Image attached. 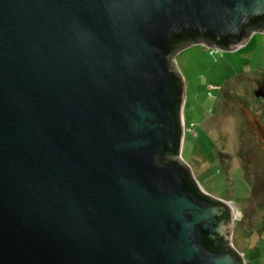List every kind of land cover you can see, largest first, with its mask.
Returning a JSON list of instances; mask_svg holds the SVG:
<instances>
[{
    "label": "water",
    "instance_id": "water-1",
    "mask_svg": "<svg viewBox=\"0 0 264 264\" xmlns=\"http://www.w3.org/2000/svg\"><path fill=\"white\" fill-rule=\"evenodd\" d=\"M260 17L264 0H0V264H244L178 159L172 57L233 50Z\"/></svg>",
    "mask_w": 264,
    "mask_h": 264
},
{
    "label": "rangeland",
    "instance_id": "rangeland-1",
    "mask_svg": "<svg viewBox=\"0 0 264 264\" xmlns=\"http://www.w3.org/2000/svg\"><path fill=\"white\" fill-rule=\"evenodd\" d=\"M172 62L183 89L178 159L202 194L228 207L229 247L244 264H264V158L256 151L245 162L253 149L239 111L264 121V100L253 96L264 81V32L228 51L190 44ZM190 124H200L199 141L188 135Z\"/></svg>",
    "mask_w": 264,
    "mask_h": 264
},
{
    "label": "flooded vegetation",
    "instance_id": "flooded-vegetation-1",
    "mask_svg": "<svg viewBox=\"0 0 264 264\" xmlns=\"http://www.w3.org/2000/svg\"><path fill=\"white\" fill-rule=\"evenodd\" d=\"M195 40L196 41H194L192 43L191 42H181V43L179 42L178 46L179 47H184V46H187L188 44H203V45H205L207 47L217 49L212 44V42L210 40H203V39H200V38H197ZM220 50L227 51V50H223V49H220ZM175 52H174V54H175ZM263 82H261V83H260V81L257 82L258 89L261 88V87H264V83ZM258 89L253 91V96L256 99H262V100H264L263 97L256 96L255 93H256V91H258ZM239 109H240L239 111H240V114L242 115L243 121L246 124L247 131L250 134V137H251V141L250 142H252V145L251 146H252V149L253 150L248 151L247 154H246V156H245V162L248 164V163H251L252 162V158H254V153H256V151L258 153H260V155H261L260 158H264V137H263L264 121L262 119H260L258 116H256L255 114H253L252 111L249 110L248 108H239ZM243 111H248L252 116L256 117L257 122L247 121L244 118V116H243ZM199 125L190 124V126L188 127V135L191 136V137H193V138H195L197 141H199L198 139L203 135V133L199 129ZM263 169H264V167H263ZM222 217H224V216L222 215ZM213 241H214V245H215L216 248H222V249H224L225 246H227V244H228L227 240H224L223 237H220V238H217L216 237Z\"/></svg>",
    "mask_w": 264,
    "mask_h": 264
},
{
    "label": "trees",
    "instance_id": "trees-1",
    "mask_svg": "<svg viewBox=\"0 0 264 264\" xmlns=\"http://www.w3.org/2000/svg\"><path fill=\"white\" fill-rule=\"evenodd\" d=\"M263 27H264V17H260V18L256 19L255 22L253 24H251L250 27L246 28V31H245L244 35H245V37H247L253 32H258ZM234 41L236 42L237 40L234 39ZM169 157H173V156L171 155Z\"/></svg>",
    "mask_w": 264,
    "mask_h": 264
}]
</instances>
